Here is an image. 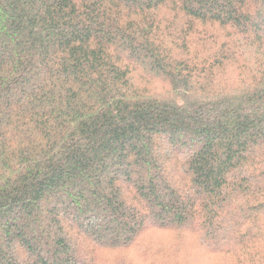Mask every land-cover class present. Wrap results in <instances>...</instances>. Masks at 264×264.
Returning <instances> with one entry per match:
<instances>
[{
  "label": "trees",
  "instance_id": "16d2710c",
  "mask_svg": "<svg viewBox=\"0 0 264 264\" xmlns=\"http://www.w3.org/2000/svg\"><path fill=\"white\" fill-rule=\"evenodd\" d=\"M0 264H264V0H0Z\"/></svg>",
  "mask_w": 264,
  "mask_h": 264
},
{
  "label": "rangeland",
  "instance_id": "374dc122",
  "mask_svg": "<svg viewBox=\"0 0 264 264\" xmlns=\"http://www.w3.org/2000/svg\"><path fill=\"white\" fill-rule=\"evenodd\" d=\"M155 241H158L159 239H154ZM159 241H161V240H159Z\"/></svg>",
  "mask_w": 264,
  "mask_h": 264
}]
</instances>
